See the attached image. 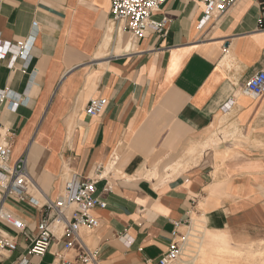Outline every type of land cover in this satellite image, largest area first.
<instances>
[{
  "label": "crops",
  "instance_id": "obj_1",
  "mask_svg": "<svg viewBox=\"0 0 264 264\" xmlns=\"http://www.w3.org/2000/svg\"><path fill=\"white\" fill-rule=\"evenodd\" d=\"M204 8L168 0L152 15L167 18L166 34L135 38L111 0H0V145L10 164L27 154L33 182L25 199L3 200L25 227L0 218L17 242L0 264L79 261L87 250L96 257L85 264H151L174 222L184 232L194 217L211 231L264 233V94L245 91L264 70L261 5L238 0L200 25ZM20 40L29 48L18 55L9 48ZM99 97L105 110L87 114ZM72 177L96 181L99 225L66 248L54 224L50 248L32 257L40 206Z\"/></svg>",
  "mask_w": 264,
  "mask_h": 264
},
{
  "label": "built area",
  "instance_id": "obj_2",
  "mask_svg": "<svg viewBox=\"0 0 264 264\" xmlns=\"http://www.w3.org/2000/svg\"><path fill=\"white\" fill-rule=\"evenodd\" d=\"M168 0H111V14L116 22L124 21L127 24L128 31L135 37L141 38L148 29H153L162 36L167 32L168 20H155L152 18L153 12L159 5ZM205 6L204 15L200 22L203 25L213 14L221 15L232 7L238 0H199ZM261 5L260 22L264 27V0H259ZM27 40H20L16 44H11L16 54H23L29 48ZM245 91L254 97L264 94V70L256 72L246 83ZM5 91H0V98ZM108 104L105 97L92 98L86 105V113L97 115L102 113ZM11 146L10 144L0 145V218L5 220L13 227L22 230L25 224L22 220L14 217L3 206V200L8 196H16L19 199H25L28 188L32 185V179L28 172L27 154L24 153L13 164H10ZM109 185L106 190H111ZM30 201L38 205L33 197ZM105 207L106 201L97 195L96 181L91 178L72 177L65 182L63 193L56 199H47L40 206L42 217L37 223V233L31 239L28 254L32 257L43 256L55 239L53 225L62 226L64 246L69 248L73 245L74 240L79 238V230L83 226L96 228L99 220L93 215L92 210L95 207ZM70 210L67 214V210ZM182 223L174 222L172 230V239L168 249L151 264H171L178 260L183 252L185 242L190 229L182 232L180 230ZM189 226V224H188ZM17 249L15 239L2 231L0 228V258L6 252H12ZM60 258L61 254H57ZM96 253L87 250L79 261L68 259L61 260L58 264H85L94 261ZM17 264H39L37 261L21 258Z\"/></svg>",
  "mask_w": 264,
  "mask_h": 264
},
{
  "label": "rangeland",
  "instance_id": "obj_3",
  "mask_svg": "<svg viewBox=\"0 0 264 264\" xmlns=\"http://www.w3.org/2000/svg\"><path fill=\"white\" fill-rule=\"evenodd\" d=\"M193 220L183 252L171 264H222L220 255L219 260H210L211 257L204 253L205 243L214 255L235 251L239 261L228 257V264H264V233L260 236H233L225 231L208 230L201 217H194Z\"/></svg>",
  "mask_w": 264,
  "mask_h": 264
},
{
  "label": "bare ground",
  "instance_id": "obj_4",
  "mask_svg": "<svg viewBox=\"0 0 264 264\" xmlns=\"http://www.w3.org/2000/svg\"><path fill=\"white\" fill-rule=\"evenodd\" d=\"M204 246H205V248L203 249V251H204V253L206 254V255H208L209 257H211V259L210 260H214V259H217V260H219V259H221V258H223L222 260V264H228V257L229 258H233V259H235L237 256H236V254H235V251H233V252H229V254H225V253H227V252H223V253H220V254H216V255H214V253L213 252H211V250H209V245H207L206 243L205 244H203ZM219 255L221 256V258L219 257ZM224 256H226L227 258H225ZM239 260L236 258V262H238ZM231 262V261H230ZM188 264V263H187ZM230 264H232V263H230ZM233 264H236V263H233Z\"/></svg>",
  "mask_w": 264,
  "mask_h": 264
}]
</instances>
